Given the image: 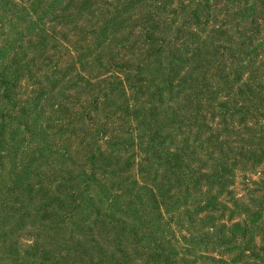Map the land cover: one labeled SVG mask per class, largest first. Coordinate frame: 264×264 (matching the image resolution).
I'll use <instances>...</instances> for the list:
<instances>
[{"label":"rangeland","instance_id":"obj_1","mask_svg":"<svg viewBox=\"0 0 264 264\" xmlns=\"http://www.w3.org/2000/svg\"><path fill=\"white\" fill-rule=\"evenodd\" d=\"M115 1L0 0V264H264V0Z\"/></svg>","mask_w":264,"mask_h":264},{"label":"trees","instance_id":"obj_2","mask_svg":"<svg viewBox=\"0 0 264 264\" xmlns=\"http://www.w3.org/2000/svg\"><path fill=\"white\" fill-rule=\"evenodd\" d=\"M113 3H115V5H120V3H122V0H118V1H115V2H113ZM104 16V17H103ZM107 17V13H103V14H101L100 15V19H99V22L101 21V22H104V19ZM100 22V23H101ZM97 25H99V23H97ZM100 27H101V25H100ZM158 29H159V26H158V22H155L154 23V25L153 26H151V27H148V28H144L143 30H142V32H141V36L142 37H144V38H142L143 39V42L145 43V44H150V42H160V43H162V41L161 40H159V39H156L155 38V36H156V33H157V31H158ZM93 34H95V30H94V32H93ZM124 57L122 58V59H120V60H118L119 61V63L120 62H122V61H124ZM123 67V66H122ZM130 74L131 76H132V79L131 80H133L134 81V77H133V73L130 71V69H124V68H121V72H118V71H112V73H111V71L109 72H107L106 74H108L107 76H106V78L105 79H98V82L97 83H99L100 85L101 84H107L109 87H108V89L110 88V90L112 89V88H114L115 86H118V85H121V86H123L124 87V81H123V75L125 76V74ZM2 79V81H3V83H2V87H4V89H3V91H4V95L2 96L3 98H5V99H7L8 101H11L12 100V98H11V95H10V93H11V88H9V85H10V82L8 81V80H6L4 77H2L1 78ZM130 80V81H131ZM2 89V88H1ZM109 90V91H110ZM109 93V92H108ZM106 94L105 93V95L104 96H98L95 100H94V103H93V105H94V107H95V109L97 110L98 109V101L101 99L102 101L104 100H108L109 99V94ZM41 99V98H40ZM39 102H40V100H39ZM39 102L37 103V107L39 106ZM18 106L16 105V107L14 108L15 110V112H16V115H19V113L21 114V117H23V118H26V119H28L29 120V114H28V111L27 110H25L24 108H22L21 110H16V108H17ZM18 113V114H17ZM88 113V118L89 119H91V114L93 113V111H90V112H87ZM13 117V116H12ZM20 117V118H21ZM5 122H6V117L4 116V115H0V128H2L3 127V125L5 124ZM25 126L29 129V130H31V132H34V129L32 128L33 127V125L32 126H30L29 124H28V122L27 123H25Z\"/></svg>","mask_w":264,"mask_h":264}]
</instances>
